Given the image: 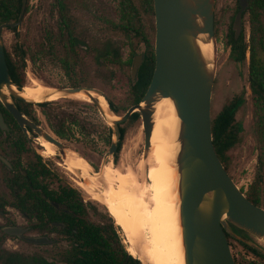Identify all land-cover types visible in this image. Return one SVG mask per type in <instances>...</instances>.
Segmentation results:
<instances>
[{"label": "rangeland", "instance_id": "rangeland-1", "mask_svg": "<svg viewBox=\"0 0 264 264\" xmlns=\"http://www.w3.org/2000/svg\"><path fill=\"white\" fill-rule=\"evenodd\" d=\"M133 1L139 9L137 28L144 36L137 35L135 32H124L118 26L124 22L122 0H65L68 5V16L73 17V21L77 22L78 34L87 44L78 47L75 52L71 50L69 39L64 35L66 33L62 29L61 12L57 0H30L28 11L18 28V36L9 29H4L2 32L4 44L15 59L20 60V53L15 48L17 41L26 52V67L23 70L25 86L31 85L32 79L52 89L72 88L78 83L81 87L98 90L118 107L121 116L124 115L135 105L131 77L133 58L136 54H146L149 51L144 38H147L154 46L156 41L155 15H149L143 10L141 0ZM216 1L215 33L218 43V67L213 92L212 117H215L234 98H242V105L235 111V126L239 142L228 152L226 165L229 174L243 192L257 197L260 206L264 208V107L255 100L250 88L248 60L241 72L235 61L229 59L228 39L239 0ZM244 22L248 40L251 36L249 13H246ZM107 43H113L121 48V62L109 60L98 62L96 54L104 52ZM66 59L72 61L70 68L63 65L62 60ZM45 103H49L50 106L39 107L33 104L31 109L43 128L48 130L50 128L46 118L49 111L52 114H63L68 121V130L65 131L63 143L88 161L92 167L91 174L95 175L94 171H101L105 156L110 150L112 141L117 140V136L113 133L112 125L100 113L97 106L92 101L74 96ZM124 126L126 134L122 149L118 155L110 156L106 164L110 163L121 173L132 169L139 183L145 186L149 183L146 169L142 168V170L139 167L140 162L145 160L142 118L134 123H126ZM35 152L56 172L67 176L65 183L78 190L90 211V219L93 222L107 221L103 214L109 211L108 207L78 185L76 180L80 178L57 163L59 161L64 165L62 158L57 155L52 157L41 155L40 148ZM46 182L50 183L52 188L56 187L55 183L49 180ZM103 188L105 184L101 182L99 189ZM3 190L1 186V192ZM7 214L9 215L1 216V225L5 223L6 218L10 217L26 228L27 220L22 214L14 209H8ZM135 229L138 235H143L140 230ZM0 232L5 240V249L9 251L26 254L41 252L55 256L57 251L69 247L66 238L59 234L53 236L51 245L37 246L4 233L2 227ZM121 234L128 246L127 236L125 237L123 231ZM237 234L264 248L263 241L246 233L237 232ZM28 235L37 236L38 232L31 230ZM231 241L232 253L237 255L239 264H264L263 253H255L252 247L250 248L246 242L237 238L232 237Z\"/></svg>", "mask_w": 264, "mask_h": 264}, {"label": "water", "instance_id": "water-1", "mask_svg": "<svg viewBox=\"0 0 264 264\" xmlns=\"http://www.w3.org/2000/svg\"><path fill=\"white\" fill-rule=\"evenodd\" d=\"M239 4L240 10L236 13L233 25L237 38L242 32L243 15L250 2L239 0ZM27 6L28 0H23L17 22L0 25V97L26 134L30 135L28 129L32 128L35 137H43L53 143L58 154L65 160L69 148L42 126L31 121L10 99V96H14L30 104L49 101L36 102L22 96L21 90L24 87L20 89L12 80L7 64L2 32L6 27L14 29L22 24ZM154 6L156 67L140 103L133 105L124 115L112 119L108 113L116 114L111 108L107 113L99 99L90 94L91 91L102 94L98 90L81 86L54 90L62 98L85 93L112 125L117 140L112 141L102 170L94 171L95 174H102L106 160L117 152L120 125L127 122L135 112L141 114L144 127V159L149 157L157 103L169 98L179 120L176 167L185 264H237L228 235L264 254V248L259 244L237 234L246 233L264 242V208L252 202L238 186L214 144L212 101L218 67L216 0H154ZM205 44L211 45L210 53L205 51ZM143 60V54L135 55L133 81L137 79ZM0 124L3 129L7 127L1 113ZM80 179L89 183L86 178ZM4 231L34 244L51 242L48 236L25 235L28 228L22 226L4 227Z\"/></svg>", "mask_w": 264, "mask_h": 264}, {"label": "trees", "instance_id": "trees-1", "mask_svg": "<svg viewBox=\"0 0 264 264\" xmlns=\"http://www.w3.org/2000/svg\"><path fill=\"white\" fill-rule=\"evenodd\" d=\"M23 0H0V25L5 23H15L18 21ZM28 0V5H29ZM59 10L61 12L62 29L67 34H64L69 39L70 48L77 52L78 47L87 45L86 41L80 38L78 34L77 22L73 21V17L68 16V5L65 0H57ZM250 5L245 13L250 14L251 36L249 43L246 42L243 35L238 40L235 38L234 31L231 28L232 59L240 61L246 58L248 47L251 51L250 59V87L255 100L264 107V0H249ZM143 10L147 14L155 15L154 0H141ZM240 9L238 6L237 11ZM28 11V6H27ZM27 13V12H26ZM122 13L124 22L118 26L124 32H135L137 35L144 34L137 28L136 21L138 20L139 9L133 0H122ZM5 29L12 30L18 36V28L6 27ZM149 51L145 54L144 62L142 63L137 79L132 84V93L134 104L140 103L152 81L153 73L156 67L155 46L152 45L147 38ZM15 48L20 53V60L13 57L5 46L6 59L11 74L12 80L22 89L25 86L24 68L26 67V52L23 46L17 41ZM98 62L109 60L112 62H121V48L113 43H107L105 51L97 53ZM63 65L67 68L72 66L70 59L62 60ZM75 64V63H74ZM81 86L76 84L75 87ZM241 101V102H239ZM111 110L120 115V111L115 104L108 99ZM240 97L235 98L229 104H226L220 112L212 117L214 144L217 153L227 169L228 152L239 142V135L235 126V111L242 103ZM26 106L31 104L24 103ZM46 104H40L45 106ZM26 115L30 112L26 108H21ZM121 116V115H120ZM141 119V114L135 112L131 118L120 125V140L116 155L122 149V142L126 134V123H134ZM35 154V153H34ZM228 170V169H227ZM29 182L24 180L12 179L10 187L15 190L24 191L20 197H15V205L18 206L23 213L30 215L31 219H37L33 227L42 229L45 224L54 221L64 222V228H55L53 231L58 232L61 237L66 238L69 242L67 249L57 251L54 258L59 257L66 264H143L142 260L132 255L124 242L119 228L110 215L109 211L103 214L107 219L103 223H95L90 219V211L84 200L81 198L78 190L69 186L56 175H53L39 154H35L34 159L30 162L27 170ZM50 181L56 184L60 181L59 188L51 187ZM31 185V188L29 187ZM28 187V188H27ZM28 190V193L26 194ZM45 194L47 198L42 195ZM66 194V195H65ZM248 198L257 205L260 201L257 197L247 195ZM56 201L62 204L63 201L68 203V214H62L54 208L47 200ZM124 232V231H123ZM230 236V235H229ZM251 248V247H250ZM255 253L260 254L257 250L251 248ZM36 255H42L40 253ZM51 255V254H50ZM136 256V257H135ZM13 264H56L50 262L46 258H25L19 259Z\"/></svg>", "mask_w": 264, "mask_h": 264}, {"label": "bare ground", "instance_id": "bare-ground-1", "mask_svg": "<svg viewBox=\"0 0 264 264\" xmlns=\"http://www.w3.org/2000/svg\"><path fill=\"white\" fill-rule=\"evenodd\" d=\"M204 49L210 53L211 45L205 44ZM31 82L21 90L25 98L36 102L62 98L59 92L38 80L32 79ZM90 94L99 99L108 113L107 98L95 91ZM72 96L91 101L83 92ZM156 109L151 153L139 166L146 169L147 185L139 183L132 169L121 173L110 163L106 164L102 174H91L92 167L88 161L71 149L67 151L64 166L76 177L89 180V183L80 179L76 182L108 207L110 215L127 236L129 252L138 256L143 264H185L176 167L179 120L169 98L159 101ZM108 116L118 118V115L109 113ZM38 142L43 148V155L52 157L58 154L53 143L43 137H39ZM101 182L105 184L102 190L99 189ZM135 228L144 236L138 235Z\"/></svg>", "mask_w": 264, "mask_h": 264}, {"label": "flooded vegetation", "instance_id": "flooded-vegetation-1", "mask_svg": "<svg viewBox=\"0 0 264 264\" xmlns=\"http://www.w3.org/2000/svg\"><path fill=\"white\" fill-rule=\"evenodd\" d=\"M239 6H240V4H239ZM216 7H217V1H216ZM245 12L243 15V29H242V32L238 38L236 37V33H235L234 28H233L236 15L234 16L232 29L234 31L235 38L237 40L240 37H242L243 35L245 36V39H246V27H245V22H244V17L246 15ZM215 22H216V16H215ZM17 28H19V27H17ZM230 40H231V31H230V35H229V39H228V44L230 46L229 59L234 60L231 57L232 45L229 43ZM249 41H250V38L248 40L246 39L247 43H249ZM143 55L145 57V54H143ZM250 59H251V51H250V47H248L245 59H242L240 61L234 60L236 65L240 68L241 72L243 71V66L246 65L247 60H248V62H249V76H248L249 81H250ZM133 60H134V58H133ZM143 62H144V60H143ZM132 65H133V62H132ZM131 77H132V75H131ZM133 82H135V81H133ZM249 84H250V82H249ZM78 87H80V86H78ZM236 98H238V97H236ZM10 99L15 103V105L19 108L20 111H21V108L28 109L30 112V115H26L23 111H21V112L25 116H27L31 121L42 126V124H40L38 119L36 118V115H34L32 110H31L33 104H31V106H26V105H24V103H27V102L19 100V99L15 98L14 96H10ZM239 102H241V101H239ZM27 104H30V103H27ZM41 104H43V103H41ZM45 104L47 105V107L50 106L49 103H45ZM37 105L39 107H42V106H40V104H37ZM241 105H242V103H240L239 107ZM0 113L3 116L4 123L7 125V127L5 129H3V128H1V124H0V221H1V216L9 215V214H7L8 209H14L18 213L22 214L27 220L26 228H28V231L24 233L25 235H28V232L31 230H36L38 232L37 236H48L49 239L51 240V242L45 243V244H34V243L25 241V240L16 236L17 238L21 239L22 241H24L26 243L32 244V245H37V246L51 245L53 242V236L55 234H58V232L53 231V227L64 228L65 223L59 222V221H54V222L45 224V227H42V229H39L38 227H33L34 223L37 219H35V218L31 219L29 214L23 213L21 211V209L15 205V202H13L15 197L19 198L20 195H23L25 192L20 191V193H19V190L13 191V189L10 187V185H8V184H10L12 179H17V180L20 179L21 181L24 180L26 182H29V179L27 177V170L29 168L30 162L34 159L35 154H37V152H35V151H38V149L40 148V150L42 152L43 149L40 147L41 145L38 142V137H35V135H36L35 131L29 127L28 132L30 135L26 134L24 132V130L22 129V127L20 126V124L18 123V121L15 119L14 115L4 105L3 101L1 100V97H0ZM46 118L49 122L51 129L50 128H49V130L45 129V128L44 129L47 132H49L50 134H52L53 136H55L60 141L64 140V136L66 135L65 131L68 130V128H67L68 121H66V118L64 117V115L63 114H52L51 111H49L48 116ZM41 155H43V154H41ZM57 157L62 158L60 156V154H57ZM62 160H64V159L62 158ZM43 163L46 165V167L49 169V171L53 175H56L60 180L65 182V179H67V176H64V175L56 172L53 168H51L50 164L46 163L44 160H43ZM57 163L59 165H61L62 167L64 166L59 161H57ZM97 169H99V167H97ZM59 185H60V181L57 180L56 181V189L59 188ZM1 186L4 189L2 192H1ZM29 187L31 188V185H29ZM27 193H28V190H27L26 194ZM42 196L44 198H47V196L45 194H43ZM47 200L54 206V208L56 210H58L62 214H65V215L68 214L69 209H68L67 201H63L62 204H60V203H58L56 201H52L50 199H47ZM12 219L13 218H10V217L6 218L5 223L2 225L0 222V229L2 227L3 232L6 234H8V233L4 231V227L20 226V224L14 222V220H12ZM8 235H10V234H8ZM29 236H32V235H29ZM228 238H229V242L231 245V249L233 251V245H232V241H231L232 237L228 235ZM36 254H38V253L26 254V253H22V252H18V251L6 250L5 249V240L2 237L1 232H0V264H13V262H17L19 259H25V258H46L48 261L55 262L56 264H60V263L66 264L59 257L54 258L52 255L49 256L48 254H46V253L43 254L41 252H40V254H42V255L38 256ZM233 256H234L236 263L239 264L238 259H237V255L233 253Z\"/></svg>", "mask_w": 264, "mask_h": 264}]
</instances>
